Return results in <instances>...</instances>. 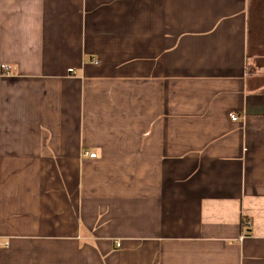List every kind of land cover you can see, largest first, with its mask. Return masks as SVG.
<instances>
[{
	"label": "crops",
	"instance_id": "obj_1",
	"mask_svg": "<svg viewBox=\"0 0 264 264\" xmlns=\"http://www.w3.org/2000/svg\"><path fill=\"white\" fill-rule=\"evenodd\" d=\"M0 264H264V0H0Z\"/></svg>",
	"mask_w": 264,
	"mask_h": 264
},
{
	"label": "built area",
	"instance_id": "obj_2",
	"mask_svg": "<svg viewBox=\"0 0 264 264\" xmlns=\"http://www.w3.org/2000/svg\"><path fill=\"white\" fill-rule=\"evenodd\" d=\"M238 119H239L238 116H236V115H233V116H232V121H237ZM90 157H91V158H95L96 155H95V154H90Z\"/></svg>",
	"mask_w": 264,
	"mask_h": 264
}]
</instances>
